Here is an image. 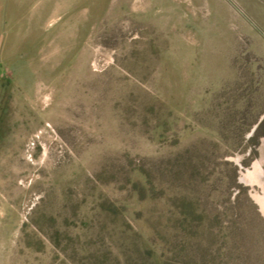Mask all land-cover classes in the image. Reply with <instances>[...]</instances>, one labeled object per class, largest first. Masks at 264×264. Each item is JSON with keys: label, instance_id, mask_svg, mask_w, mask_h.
<instances>
[{"label": "rangeland", "instance_id": "obj_1", "mask_svg": "<svg viewBox=\"0 0 264 264\" xmlns=\"http://www.w3.org/2000/svg\"><path fill=\"white\" fill-rule=\"evenodd\" d=\"M0 264H264V0H10Z\"/></svg>", "mask_w": 264, "mask_h": 264}, {"label": "crops", "instance_id": "obj_2", "mask_svg": "<svg viewBox=\"0 0 264 264\" xmlns=\"http://www.w3.org/2000/svg\"><path fill=\"white\" fill-rule=\"evenodd\" d=\"M10 0H0V51L5 43V20Z\"/></svg>", "mask_w": 264, "mask_h": 264}, {"label": "trees", "instance_id": "obj_3", "mask_svg": "<svg viewBox=\"0 0 264 264\" xmlns=\"http://www.w3.org/2000/svg\"><path fill=\"white\" fill-rule=\"evenodd\" d=\"M261 126H262V123L259 125L258 129H260V128H261Z\"/></svg>", "mask_w": 264, "mask_h": 264}]
</instances>
